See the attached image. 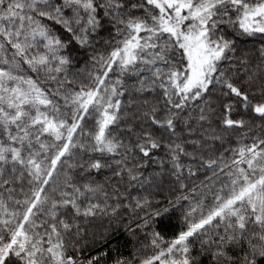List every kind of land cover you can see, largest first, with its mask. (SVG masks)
<instances>
[{
    "label": "snow or ice",
    "instance_id": "6c2138e0",
    "mask_svg": "<svg viewBox=\"0 0 264 264\" xmlns=\"http://www.w3.org/2000/svg\"><path fill=\"white\" fill-rule=\"evenodd\" d=\"M110 251L264 264V0H0V264Z\"/></svg>",
    "mask_w": 264,
    "mask_h": 264
},
{
    "label": "trees",
    "instance_id": "16d2710c",
    "mask_svg": "<svg viewBox=\"0 0 264 264\" xmlns=\"http://www.w3.org/2000/svg\"><path fill=\"white\" fill-rule=\"evenodd\" d=\"M103 223H106V222H103ZM98 231L102 232V226H101V222H97V225H96ZM162 230L167 234V236H171L173 231L175 230H178L177 229V224H176V220L174 219L172 221V223L170 225H168L167 227H163L162 226ZM121 232H123V229H121ZM119 242L120 245H121V250L123 251L124 255H128V250L129 248L131 247V240L129 238H127L126 235H121L119 237V240L116 241V240H109L108 241V245L107 247L110 249L112 244L113 243H117ZM105 250V247H104V243L103 241H100L98 242L94 249H93V254H96V252H102ZM114 255L113 252H109V260L108 261H105L104 264H109V261L111 260L112 256Z\"/></svg>",
    "mask_w": 264,
    "mask_h": 264
}]
</instances>
